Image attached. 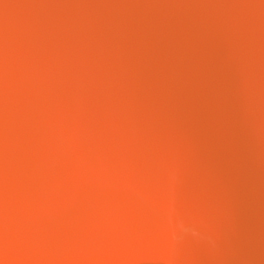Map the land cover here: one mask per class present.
I'll list each match as a JSON object with an SVG mask.
<instances>
[{
  "label": "water",
  "instance_id": "95a60500",
  "mask_svg": "<svg viewBox=\"0 0 264 264\" xmlns=\"http://www.w3.org/2000/svg\"><path fill=\"white\" fill-rule=\"evenodd\" d=\"M0 264H264V0H0Z\"/></svg>",
  "mask_w": 264,
  "mask_h": 264
}]
</instances>
